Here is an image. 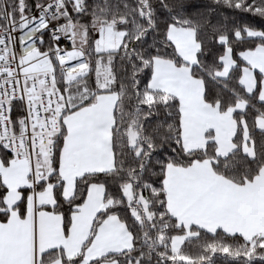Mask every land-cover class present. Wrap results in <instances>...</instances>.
Wrapping results in <instances>:
<instances>
[{
  "label": "snow or ice",
  "instance_id": "1",
  "mask_svg": "<svg viewBox=\"0 0 264 264\" xmlns=\"http://www.w3.org/2000/svg\"><path fill=\"white\" fill-rule=\"evenodd\" d=\"M0 264H264V0H0Z\"/></svg>",
  "mask_w": 264,
  "mask_h": 264
}]
</instances>
